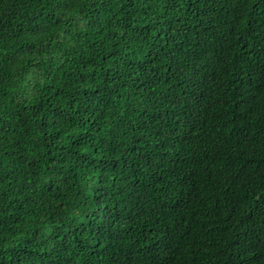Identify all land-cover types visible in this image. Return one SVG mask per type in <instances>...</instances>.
<instances>
[{
    "label": "trees",
    "instance_id": "obj_1",
    "mask_svg": "<svg viewBox=\"0 0 264 264\" xmlns=\"http://www.w3.org/2000/svg\"><path fill=\"white\" fill-rule=\"evenodd\" d=\"M0 264H264V0H0Z\"/></svg>",
    "mask_w": 264,
    "mask_h": 264
}]
</instances>
